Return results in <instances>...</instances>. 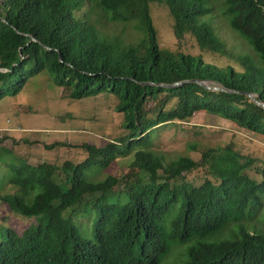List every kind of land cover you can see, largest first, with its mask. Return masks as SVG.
I'll use <instances>...</instances> for the list:
<instances>
[{"label":"trees","instance_id":"16d2710c","mask_svg":"<svg viewBox=\"0 0 264 264\" xmlns=\"http://www.w3.org/2000/svg\"><path fill=\"white\" fill-rule=\"evenodd\" d=\"M154 3L173 19L174 48L158 43ZM213 3L0 2V100L47 76L71 99L114 96L122 128L102 146L49 145L86 154L61 163L33 164L17 139L9 136L7 146L8 135L0 138V203L34 219L22 229L0 221V264H264V163L254 166L232 142L190 144L201 152L199 161L190 155L167 160L157 149L166 127L184 131L197 112L264 136V107L246 94L264 102V0L219 4L228 27L253 53L228 46L214 24ZM118 22L134 23V42L107 29ZM205 52L229 62H209ZM193 79L230 90L195 81L156 85ZM124 156L131 158L127 169L101 173ZM195 170L203 173L199 184L188 179Z\"/></svg>","mask_w":264,"mask_h":264},{"label":"rangeland","instance_id":"374dc122","mask_svg":"<svg viewBox=\"0 0 264 264\" xmlns=\"http://www.w3.org/2000/svg\"><path fill=\"white\" fill-rule=\"evenodd\" d=\"M221 1L214 0L212 13L218 33L226 39L228 46L232 47L235 53H253L243 39L228 27L226 17L219 6ZM151 13L158 29L160 47L174 48L177 39L173 31V19L168 10L154 3ZM107 29L120 35L125 42H134L139 35L134 23L118 22ZM203 56L205 60L218 65L229 62L226 56L218 53L205 52ZM37 82V85L26 87L16 98L7 96L0 100V138L8 135L2 143L11 145L12 139L9 136L17 139L20 142L18 151L27 157L29 162L61 163L65 159L79 161L86 156L81 148L49 145L55 142H67L71 145L90 142L102 146L122 133L120 117L115 111L114 96L99 95L75 100L65 96L62 88L54 85L47 76L40 77ZM187 125L189 127L184 131L181 127L171 125L162 133L159 132L157 149L167 160L190 155L199 161L201 152L189 148V145L195 142L210 146L232 142L235 143V149L255 160L254 166L264 163V136L259 133L205 112L195 113ZM130 161L129 156H124L120 161H113L101 173L119 174L123 169H127ZM254 171L253 174L256 172ZM188 179L194 184H199L203 181V173L198 170L189 172ZM1 220L7 221L9 226L22 229L24 224L28 225L34 219L11 212L0 203ZM258 224L260 225V222Z\"/></svg>","mask_w":264,"mask_h":264},{"label":"water","instance_id":"95a60500","mask_svg":"<svg viewBox=\"0 0 264 264\" xmlns=\"http://www.w3.org/2000/svg\"><path fill=\"white\" fill-rule=\"evenodd\" d=\"M3 0H0V2H2ZM32 39H35L33 36H31ZM188 81H195L200 83L201 85H203L205 88L207 89H214V90H230L228 88H226L225 86H223L220 82L216 81L214 82L215 84H209V81H205V80H201V79H193V80H185V81H178L175 83H171V84H167V83H157L156 85L158 86H163V87H173V86H179L180 84H182L183 82H188ZM153 83V82H151ZM246 94L251 97L256 103L264 106V102H261L260 100H258L255 96L254 93L251 92H246Z\"/></svg>","mask_w":264,"mask_h":264},{"label":"clouds","instance_id":"9594fccd","mask_svg":"<svg viewBox=\"0 0 264 264\" xmlns=\"http://www.w3.org/2000/svg\"><path fill=\"white\" fill-rule=\"evenodd\" d=\"M220 36H221V35H220ZM214 82H216V81H211V82L209 81V84H212V85H213V84H215ZM212 90H214V89H212ZM254 94H255V93H254ZM255 96H256V94H255ZM256 98H257V97H256ZM258 100H259V99H258ZM261 102H262V101H261ZM259 105H260V104H259ZM261 106H262V105H261ZM263 107H264V106H263Z\"/></svg>","mask_w":264,"mask_h":264}]
</instances>
